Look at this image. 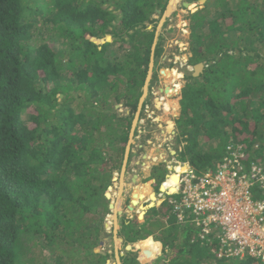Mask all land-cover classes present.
Masks as SVG:
<instances>
[{
    "label": "trees",
    "instance_id": "obj_1",
    "mask_svg": "<svg viewBox=\"0 0 264 264\" xmlns=\"http://www.w3.org/2000/svg\"><path fill=\"white\" fill-rule=\"evenodd\" d=\"M169 1L0 0V264H107L105 195L143 95L160 23L154 17ZM188 20L189 63L205 69L186 76L177 154L201 173L215 169L230 143L240 144L248 169L255 155L264 157V0H206ZM163 43L160 35L152 81ZM123 100L126 117L117 110ZM161 167L149 179L158 191L168 175L165 165L161 179ZM253 194L264 201V191ZM168 213L165 203L143 223L122 222L124 244L159 252L133 249L122 264H257L218 259L217 243L201 246L198 230L173 219L166 227Z\"/></svg>",
    "mask_w": 264,
    "mask_h": 264
},
{
    "label": "built area",
    "instance_id": "obj_2",
    "mask_svg": "<svg viewBox=\"0 0 264 264\" xmlns=\"http://www.w3.org/2000/svg\"><path fill=\"white\" fill-rule=\"evenodd\" d=\"M247 160L244 147L233 143L215 169L205 172L176 160L167 166L168 175L155 202L169 204L167 222L173 219L178 226L198 230L201 246L211 248L216 242L212 252L218 259L264 264V201L253 194L256 187L264 191V157L255 155L248 169ZM172 174L178 176V183L161 190Z\"/></svg>",
    "mask_w": 264,
    "mask_h": 264
},
{
    "label": "rangeland",
    "instance_id": "obj_3",
    "mask_svg": "<svg viewBox=\"0 0 264 264\" xmlns=\"http://www.w3.org/2000/svg\"><path fill=\"white\" fill-rule=\"evenodd\" d=\"M184 3H189V2H187V0L173 1L172 12L170 13L169 16H167L163 24V27L160 30V35L163 36V40H164L163 43L164 53L162 59L156 65L155 68L156 77L154 78L153 81L151 80L148 97L144 102L146 103V106L144 107V110L142 107L139 121L136 126V130L134 133V138L131 146V153H130L131 157L129 159L128 168L124 179V184L122 187L123 189L120 187L119 180L117 181L113 180L112 186L107 190V192L111 194V199H109L110 204H115L119 201L117 208V211L119 212L120 215L118 220L119 229H122V222L124 220L127 219L132 220L136 217H138L139 219V215H141L143 211L141 208H139V204L141 203V201H139L140 203L138 204L137 207H135L133 211H130L128 207L129 206L134 207L132 205V200L134 199L133 195L135 197L138 196L140 187L152 183V181L149 179L153 168L162 165L161 168L157 169L158 170L157 173L161 175V179H164L165 165L166 166L175 165L176 160H178L179 162H183L180 154H177V152L180 151L183 145L177 142L176 120L179 118L180 115V110H181L180 100L182 98V90L185 87V84L187 83L186 76L189 73H192L194 75V65L189 63V60L192 55L190 52V44H189L191 30H190V21L188 20V16L191 13H194L202 9L205 4L201 1L193 4L189 3L191 4V6L189 8H186L184 6ZM154 18L156 20H160L161 22L163 16L162 17L155 16ZM165 23H167L166 26ZM114 49L118 50L117 48ZM175 70L176 72H178L177 74L179 75L182 74V78L172 79V76L167 73V71L173 72ZM162 72H164V74ZM177 85H180L179 93L177 95L168 97L169 93H172V91L177 90ZM166 89H168V94L165 93ZM172 102H175L176 106L175 105L173 106ZM166 104L170 105L169 111L165 110ZM117 110L122 117H126L129 114L130 108L124 104V100H123L117 106ZM134 115H136V113ZM170 123H172L173 125L172 129H170ZM172 176L175 178L178 177L176 174H172ZM119 177H120V173H118L117 170H114L113 178L119 179ZM157 185H153V190L147 188L146 190L147 195L150 196L151 191L153 192L154 195H158L159 191ZM120 189L122 190V192H120ZM144 201L145 204L142 203L141 207L144 208V210L145 208H147L145 210L147 214L150 210L149 206L151 205L152 202H146L147 201L146 199H144ZM164 204L160 206H163ZM166 204L168 203L166 202ZM160 206L158 205V202L153 203V208L155 207L160 208ZM142 220L139 219V222ZM105 221H106L105 223H108L109 225V229L106 231L113 233V226L115 225V222H114V214L112 213V211L110 216L108 215L106 217ZM157 221H161L160 217L156 219V222ZM156 222L154 224L155 227H156ZM163 223L166 227L169 224V222L168 223L163 222ZM163 223H160L162 224L161 226H163ZM157 226H159L158 223ZM151 228L155 229L152 226ZM129 230L130 228L128 227V229L125 228L123 232H128ZM132 230L135 229L132 228ZM145 230H147V228H145L143 232ZM158 234L159 233H157L156 235L158 236ZM155 237L153 236V238ZM102 242L104 243V246L102 247L101 251L109 255L110 264H117L115 261L116 254H119V253L115 254V249L117 248L116 247L117 244L110 239H103ZM152 243L155 244V241ZM136 244H141V250L143 249L145 253L149 254L151 257L152 256L155 257L156 255L157 256L159 255V252L151 253L150 251L142 248L143 242L141 241ZM136 244L131 243L127 245L121 243V245H119L118 249H120L119 251L124 254L123 256L124 259H126L128 254H131L130 252H132L133 249L135 251H138L135 248ZM128 246H131L133 249L131 251H127ZM149 264H164V262L162 259L153 258Z\"/></svg>",
    "mask_w": 264,
    "mask_h": 264
},
{
    "label": "water",
    "instance_id": "obj_4",
    "mask_svg": "<svg viewBox=\"0 0 264 264\" xmlns=\"http://www.w3.org/2000/svg\"><path fill=\"white\" fill-rule=\"evenodd\" d=\"M173 1L174 0H170L169 1V5H168V8H167V11L163 15V18H162V20H161V22L159 24L158 29H157L156 38H155L154 45H153V49H152V57H151V62H150V66H149V72H148V76H147V79H146V82H145V85H144V88H143V95H142V97L140 99V102H139V105H138V110L136 112L135 118H134L133 123H132V129H131L130 136H129V142H128L127 147H126L125 156H124V162H123V165H122V169L120 171V177H119V179H117V178L116 179H113V180H116V181L119 180L120 187L121 188L123 187L124 179H125L126 172H127V168H128V163H129V158H130V153H131V146H132V142H133V138H134V133H135V130H136V126H137V123L139 121V117H140V114H141V110H142L143 104H144V102L146 101V99L148 97L149 87H150V83H151V80H152V77H153V71H154V52H155V49H156V46L158 44V40H159V37H160V30L163 27V24L165 22V19L172 12ZM201 2L206 3V0H202ZM184 6L186 8H189L191 6V4L184 3ZM198 66H200L202 68V71H201V73H202L203 72V69L205 68V64L204 63H201V64H198ZM162 73L164 74V72H162ZM165 93H168V89L165 90ZM120 192H122L121 189H120ZM105 196L108 199H111V196L109 195V192H107ZM133 197L135 198V196H133ZM153 203L154 202L151 203V205L149 206V209L153 208ZM118 204H119V201L117 203H115V204H110V210L113 211V214H114V222H115L114 229H113L114 232L111 233V232L106 231L105 234H104L105 239H110V240H112L116 244H117V242H121V243L124 242L123 239L121 237H119V224H118L119 216H118V212H117ZM138 204L139 203H135V201L132 200V205L134 207L129 206L128 209L130 211H133L135 209V207L138 206ZM141 209L143 210L142 213L145 215L146 214V211L145 210L147 208H145V210H144V208L141 207ZM105 229L106 230L109 229L108 223H105ZM150 239L151 240H154L153 237H150ZM117 249L118 248L115 249V254L117 253ZM119 250L120 249H118V251ZM118 253L119 254H116L117 264H122V262H121V252L119 251Z\"/></svg>",
    "mask_w": 264,
    "mask_h": 264
},
{
    "label": "bare ground",
    "instance_id": "obj_5",
    "mask_svg": "<svg viewBox=\"0 0 264 264\" xmlns=\"http://www.w3.org/2000/svg\"><path fill=\"white\" fill-rule=\"evenodd\" d=\"M169 71V70H168ZM167 71V73L168 74H170L171 76H172V79H180V78H182V74L181 75H179V74H177L178 72H176V70L175 71H173V72H168ZM201 71H202V68L200 67V66H198V65H196V66H194V75L193 76H195V77H198L199 76V74L201 73ZM174 88V87H173ZM179 88H180V85H177V90H174V91H172V93H167L168 94V97H171V96H173V95H177L178 93H179ZM169 102V101H168ZM172 104H173V106L175 105L176 106V104H175V102H172ZM169 107H170V105L169 104H166L165 105V110L166 111H169ZM176 108V107H175ZM165 117V116H164ZM173 128V125H172V123H170V129H172ZM166 136V135H165ZM173 176L172 175H170V178H169V181L165 184V185H163L162 186V190H165L166 189V187H174V185H176L177 183H178V177H177V179L175 180L176 181V183L173 181ZM138 190V189H137ZM146 186H143V187H141L140 189H139V193H138V196L137 197H135L134 198V201H135V203H140L139 202V200H143L144 198H145V196L147 195V192H146ZM117 193V192H116ZM109 195L111 196V194L109 193ZM118 196V195H117ZM120 196V195H119ZM148 198H149V195H148ZM150 200H152V202H155L156 200H155V195L153 194V192H151L150 193ZM141 204L142 203H140L139 204V208H141ZM113 213V212H112ZM110 216V215H109ZM144 214L143 213H141V215H140V219L142 220L144 217ZM119 245H121V242H117V245H116V247L118 248L119 247ZM101 248L104 246V243H102L101 245ZM135 248H136V250H141V244H136V246H135ZM133 248L131 247V246H128L127 247V251H131ZM117 253H118V249H117ZM100 254H102V255H104V252L103 251H100ZM124 256V254L121 252V258ZM108 264H110V262H108Z\"/></svg>",
    "mask_w": 264,
    "mask_h": 264
},
{
    "label": "crops",
    "instance_id": "obj_6",
    "mask_svg": "<svg viewBox=\"0 0 264 264\" xmlns=\"http://www.w3.org/2000/svg\"><path fill=\"white\" fill-rule=\"evenodd\" d=\"M151 181H152V183L150 184V189L153 190L154 181H153V180H151ZM140 188H141V187H140ZM151 192H152V191H151ZM151 192H150V193H151ZM133 196H134V195H133ZM133 198H134V197H133ZM144 199H150V196H149V198H148V195H146ZM144 199L141 201V203H144V204H145ZM133 200H134V199H133ZM146 202H147V201H146ZM144 204H143V205H144ZM112 212H113V211H112ZM117 212H118V211H117ZM118 216L120 217L119 212H118ZM145 216H146V214H145ZM145 216H144L143 220L140 221V223H143V222H144V220H145ZM139 219H140V215H139ZM164 222H165V223H168L169 221L167 222V221H166V218H165ZM113 229H114V226H113ZM113 232H114V230H113ZM150 237H152V236H150ZM150 237H148V238H150ZM148 238H147V239H148ZM142 241H144V240H142ZM139 242H140V241H139ZM137 243H138V242H137ZM160 244H161V243H160ZM162 249H163V245L161 244V250H160L161 253L163 252ZM115 261H116V263H117L116 256H115Z\"/></svg>",
    "mask_w": 264,
    "mask_h": 264
},
{
    "label": "flooded vegetation",
    "instance_id": "obj_7",
    "mask_svg": "<svg viewBox=\"0 0 264 264\" xmlns=\"http://www.w3.org/2000/svg\"><path fill=\"white\" fill-rule=\"evenodd\" d=\"M104 255H106L105 253H104ZM123 258V257H122ZM108 262H109V260H108ZM108 262H107V264H108Z\"/></svg>",
    "mask_w": 264,
    "mask_h": 264
},
{
    "label": "clouds",
    "instance_id": "obj_8",
    "mask_svg": "<svg viewBox=\"0 0 264 264\" xmlns=\"http://www.w3.org/2000/svg\"><path fill=\"white\" fill-rule=\"evenodd\" d=\"M106 222V221H105Z\"/></svg>",
    "mask_w": 264,
    "mask_h": 264
}]
</instances>
